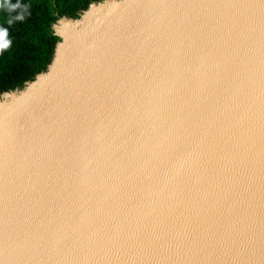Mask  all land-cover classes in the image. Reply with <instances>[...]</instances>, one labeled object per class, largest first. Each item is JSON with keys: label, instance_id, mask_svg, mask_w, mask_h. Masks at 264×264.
Returning a JSON list of instances; mask_svg holds the SVG:
<instances>
[{"label": "water", "instance_id": "water-1", "mask_svg": "<svg viewBox=\"0 0 264 264\" xmlns=\"http://www.w3.org/2000/svg\"><path fill=\"white\" fill-rule=\"evenodd\" d=\"M107 2L126 13L93 45L105 73L45 137L69 138L20 157L10 95L68 56L55 22ZM51 29L45 68L0 93V181L19 197L1 204L0 264H264V0H101Z\"/></svg>", "mask_w": 264, "mask_h": 264}, {"label": "bare ground", "instance_id": "bare-ground-1", "mask_svg": "<svg viewBox=\"0 0 264 264\" xmlns=\"http://www.w3.org/2000/svg\"><path fill=\"white\" fill-rule=\"evenodd\" d=\"M118 10H120L121 17L122 15L126 13L122 11L123 10L122 3L113 4L112 2H107L105 4L91 8L79 21H74V22L60 21V26L59 25L57 26V30L61 33L63 37L67 39V41H65L64 46L63 45L62 46H63L64 52L68 56L65 57L61 54V52H59V54L57 52L58 59L55 64V67H53L51 72L49 71V74L46 76H40L37 79V81L34 83V85L30 86L28 90L24 91L22 93L23 95L21 94L22 95L21 97H19L17 100L9 104V107L11 108L17 107L19 103L23 102L26 98L34 95V93L39 94L40 90L42 91V94L38 97V99L42 98V101H43V98L44 100L49 98L51 100L50 95L53 94V92L48 93L47 91L51 89V85H56V83L59 84L58 77L60 76L69 78V81H67V83L64 84L65 86H75L76 85L78 88V92H81L83 94L84 90H88L90 93L91 87L93 86V82L91 78H100L103 75V73H105V63H106L105 58H100L96 56V54H99V56L101 57H105L108 53H102V55H100V51L102 50V48L99 49V46L93 47V45H95L97 41H94L90 33L87 31H91L95 27V25L99 24L102 20H105L106 17L108 16L111 17L112 20H114L115 17L113 16V14H115V11L119 12ZM120 16L118 19H116L118 20L117 23L121 19ZM62 22L63 24H61ZM117 23L114 26H117ZM111 26L112 25L108 23V27L106 28V31L111 29L110 30L111 32L114 29ZM106 35L107 33L105 32L103 36H101L100 39H103V40L108 39L107 37H105ZM110 41L112 40L110 39ZM97 45H98V42H97ZM91 47L93 48L91 49ZM59 50L60 49L58 48V51ZM37 88H41V89L37 90ZM51 96L54 97L55 99L54 101H56L55 95H51ZM87 96H88V92H85L84 95L79 96L77 98L84 99V98H87ZM14 97L16 96L10 95V102ZM38 99L36 100L32 99L31 101L27 102L25 106L17 109L14 112H11V110H7V111L5 110L1 112V114L5 113L4 122L6 123L7 122L6 120L7 119L9 120L7 122L8 125H10L9 122L11 121L10 116L14 115V118L12 119V124H16V125L18 124V125L15 127L13 125L12 126L10 125V126L14 131V136H17L19 146L25 147L24 144L27 143L26 145L33 146L34 144L35 147L42 148V146H44L46 143L48 144V147L45 145L46 149L45 148H43V150L40 149L41 151H39L38 149V152H33L34 155L31 154V152H29L26 156L27 160H28V156L33 157L35 155H43L49 149L55 150L57 146H53V145H58L61 141H65L66 138H69L67 137L69 135V132H64L63 134H61L60 136H58L56 140L54 139L55 141L52 142L51 144L45 138L47 135V132H51L50 128H52L55 131H60L61 129L65 127L63 126L64 122L67 125V118L65 117L66 115L61 118H59L58 116H55L54 120H57V121H54V122H52V119L49 116V120L47 122H44L42 125H39L37 127L34 126L38 130L36 133L33 132L29 134L27 132V130L30 127L29 125L31 123L34 124L35 113H32L31 111L41 109V111L42 110L44 111V112L40 111L41 114H44V115L46 114L44 105L47 101L39 103L37 101ZM64 108L66 109L67 107H64ZM16 112L19 114L17 115ZM6 113L9 114V116H7ZM64 113L67 114L65 111ZM49 114H50V110L48 111L46 115H49ZM51 122L53 123L52 125H54V127H52ZM35 124H39V123H35ZM44 125L46 126L45 128H43ZM86 127L87 126H83L81 130H84ZM23 135H27L24 137L25 139V141L23 140L24 143L21 139ZM1 136H2L1 137L2 140L6 141V138H7L6 135L2 133ZM27 162L28 161L25 162V165L27 164ZM9 169L11 173H13L12 175L17 178L19 176L20 177L25 176L28 173L27 166L25 167V170H23V166L19 165L18 159H15V161L13 162L12 166L9 167ZM19 172H21V174H19ZM4 188L5 190L9 191V193H6L7 195L6 194L2 195L1 191H3ZM12 189H15V187H9L7 183H5V181L4 182L0 181V208L2 207L1 204L5 203L4 201L11 202L12 204L11 209H14L15 204H17L16 202L19 203L18 195L17 193H14L15 191Z\"/></svg>", "mask_w": 264, "mask_h": 264}, {"label": "trees", "instance_id": "trees-1", "mask_svg": "<svg viewBox=\"0 0 264 264\" xmlns=\"http://www.w3.org/2000/svg\"><path fill=\"white\" fill-rule=\"evenodd\" d=\"M98 1L101 0H9L21 7L15 10L0 8V27L7 29L10 42L8 48L0 51V93L22 89L25 82L31 81L48 64L53 44L58 40L51 29L55 19H75L90 3ZM18 15H23V19L17 20ZM22 95L14 97L9 104ZM33 96L38 98L39 94L9 110L14 112L25 106Z\"/></svg>", "mask_w": 264, "mask_h": 264}, {"label": "rangeland", "instance_id": "rangeland-1", "mask_svg": "<svg viewBox=\"0 0 264 264\" xmlns=\"http://www.w3.org/2000/svg\"><path fill=\"white\" fill-rule=\"evenodd\" d=\"M119 12H116L115 11V14H113V16L115 17V19L114 20H112V18L111 17H106V21L105 20H102L99 24H97V22H96V24L97 25H95V27L91 30V31H87V32H89L90 33V35L92 36V39L94 40V41H97L98 43H99V41L100 40H103V39H100L101 38V36H103V34L106 32H110V30H108V31H106V28L108 27V23L110 24V25H112L111 27L112 28H116V26H114V25H116V23H117V21L118 20H116V19H118L119 18V16H120V10H118ZM118 15H117V14ZM121 17V16H120ZM112 20V21H111ZM55 24H59V26H60V23H56L55 22ZM61 24H63V22L61 23ZM101 26V27H100ZM100 27V28H99ZM108 36V34L105 36V37H107ZM62 59V58H61ZM58 80H59V84H57L56 83V85H51V89L50 90H48L47 92L48 93H51V92H53V94H51V95H55V97H56V101H54L55 99H54V97H52L51 95H50V97H51V100L49 99H46V100H40V101H38V102H40V103H42V102H46L45 103V105H44V109H45V112H46V114L48 113V111L47 110H50V109H52V111H51V113L52 114H54V113H56V110L58 111V106H57V104L58 103H60V102H57L60 98L61 99H63V101H67L68 102V105L70 104V103H74V100L76 101V98L77 97H79V96H82V95H84V94H82L81 92H78V88H77V86L75 85V86H65L64 84H66L67 83V81H69V78L68 77H64V76H60V77H58ZM81 82V81H80ZM61 83V84H60ZM64 86V87H63ZM29 89V88H28ZM62 90V92H57V90ZM73 90H74V93H75V97H74V95H73ZM85 91V90H84ZM78 92V93H77ZM76 95H78V96H76ZM16 96V95H15ZM61 96V97H60ZM79 99V98H78ZM85 99V98H84ZM54 101V102H53ZM52 102H53V105H52ZM64 103H66V102H64ZM39 105H41V104H39ZM51 105H52V108H51ZM66 106V107H69V106ZM41 109L40 110H34V111H31L32 113H35V116H34V124L35 123H39V125H42L44 122H47L48 120H49V116L51 117V115L49 114V115H44V114H41V112L43 111H41ZM64 111H66V113H67V108L65 109L64 108ZM64 111H63V113L60 115V116H58L59 118H61V117H63V116H65L66 118L68 117V115L67 114H65L64 113ZM44 112V111H43ZM39 113V114H38ZM37 114V115H36ZM39 115V116H38ZM55 115V114H54ZM46 117H47V119H46ZM54 121H57V120H54L53 119V122ZM46 126L44 125L43 126V128H45ZM51 130H53L52 128H50ZM25 136H27V135H23L22 137H21V139L22 140H24L25 141V139H24V137ZM55 140L53 139V140H51V141H49L50 142V144L52 143V142H54ZM49 144V145H50ZM47 147H48V144L46 143L45 144ZM42 146V148H38L39 149V151H41V150H43V148H45L46 149V146ZM27 146V147H26ZM25 147H22L23 148V150L22 151H20V154H19V156L20 157H23V158H26V156H27V154L29 153V151L28 150H26L25 148H28L30 145H26ZM41 149V150H40ZM48 149V148H47ZM22 154H24V155H22ZM38 156H41V155H35V156H33V157H30V159H36V157H38ZM18 157V156H17ZM18 159V161H19V165L21 166H23V170H25V167L28 165V162H27V164L25 165V162L24 161H22V160H20V158L18 157L17 158ZM7 195V194H6ZM9 195V194H8ZM9 197V196H8Z\"/></svg>", "mask_w": 264, "mask_h": 264}, {"label": "clouds", "instance_id": "clouds-1", "mask_svg": "<svg viewBox=\"0 0 264 264\" xmlns=\"http://www.w3.org/2000/svg\"><path fill=\"white\" fill-rule=\"evenodd\" d=\"M2 7H7L9 10H15L21 7V5L19 3L16 4H11L9 3V0H0V8ZM17 20H22L23 19V15H18L16 17ZM9 24L12 23L11 20L8 21ZM8 36V31L7 29L0 27V51H2L3 49H6L9 47V40L7 39Z\"/></svg>", "mask_w": 264, "mask_h": 264}]
</instances>
